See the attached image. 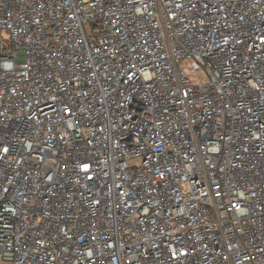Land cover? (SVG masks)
Masks as SVG:
<instances>
[{
    "label": "built area",
    "instance_id": "built-area-1",
    "mask_svg": "<svg viewBox=\"0 0 264 264\" xmlns=\"http://www.w3.org/2000/svg\"><path fill=\"white\" fill-rule=\"evenodd\" d=\"M0 259L264 264V0H0Z\"/></svg>",
    "mask_w": 264,
    "mask_h": 264
},
{
    "label": "rangeland",
    "instance_id": "rangeland-1",
    "mask_svg": "<svg viewBox=\"0 0 264 264\" xmlns=\"http://www.w3.org/2000/svg\"><path fill=\"white\" fill-rule=\"evenodd\" d=\"M184 70L187 72L189 78H190L195 84H198L200 81H204V80L207 79L205 73H200V74L195 75V74H193V73H190V72H189V69H188L187 67H186ZM0 264H9V262H7V261H3V260L0 259Z\"/></svg>",
    "mask_w": 264,
    "mask_h": 264
}]
</instances>
